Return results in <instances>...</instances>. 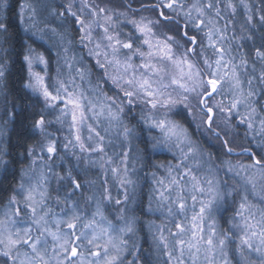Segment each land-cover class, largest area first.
<instances>
[{"label": "snow or ice", "instance_id": "obj_1", "mask_svg": "<svg viewBox=\"0 0 264 264\" xmlns=\"http://www.w3.org/2000/svg\"><path fill=\"white\" fill-rule=\"evenodd\" d=\"M17 6L13 12L10 0H0V84L6 87L17 40L23 88L32 94L26 105L32 134L39 139L25 146L19 183L0 205V264H139L136 218L124 207L115 213L119 223L106 215V205L127 204L137 161L164 170L145 174L152 185L147 211L166 214V223L149 222L160 264H233L235 256L236 264H264V34L255 59L245 51L264 28V0H120L119 7L17 0ZM69 23L101 76L94 78L93 66L73 51ZM137 109V125L129 127L125 117ZM193 122L212 148L251 162L217 163L220 157L193 139ZM54 125L66 132L63 155L48 131ZM240 135L246 143L236 144ZM161 152L175 163H147L150 153ZM6 156L0 147L5 174ZM57 158L76 163L67 170L60 165L61 174ZM81 164L104 176L102 190L83 195V204L71 199L85 186ZM109 174L123 199L112 196ZM85 183L94 188L95 181ZM229 208L225 229L218 217Z\"/></svg>", "mask_w": 264, "mask_h": 264}, {"label": "trees", "instance_id": "obj_2", "mask_svg": "<svg viewBox=\"0 0 264 264\" xmlns=\"http://www.w3.org/2000/svg\"><path fill=\"white\" fill-rule=\"evenodd\" d=\"M11 3H13V12L18 11L17 6V0H10ZM41 2L50 3L52 7H57L60 3H66L67 0H41ZM145 3H151L153 0H144ZM254 2L258 3L259 0H254ZM96 3L100 6L108 5L109 7H119L120 0H96ZM133 7H138V4H134ZM123 10V9H121ZM142 14H150V13H142ZM138 18V16H137ZM238 23H237V35H239V24L243 23V9H238L237 17H236ZM49 23L52 24V26L57 27L58 30H63L61 28V22L58 20H55V18H50ZM65 27L69 30V38L73 39L74 41V48L73 51L78 55L82 56L85 63H88L93 66V77L101 76L102 73L99 72L98 69L94 67L95 61L94 59L90 58L85 51L86 49L83 48L79 44L78 40V32L76 30V26L69 24H66ZM124 32L131 31V27H124ZM191 34V33H190ZM264 34V28L259 29V31L256 32V43L253 45L251 42H249L248 47L245 49L249 53L250 59H255L253 55V49L255 47L261 46V35ZM24 34L21 32L20 38H23ZM51 43V41L49 42ZM13 44L15 45L16 53H19L17 55L16 53L13 54L12 60L13 62L9 65V71L6 74V87L4 84H0V147H6L10 153V156H6L5 159L9 160L11 163L8 166V172L5 174V171L2 167H0V205H2L7 197L11 194L12 189L16 187V185L19 183L20 179V167L23 163H26V161L23 158V152L25 150V146L28 144L34 143L37 139H39L38 135L34 136L32 134V117L29 114L30 109L26 106L27 102L32 99V94L27 90L23 88V83L26 79V70L24 69V66L21 61V57L23 55V52L21 50V44L17 42V40H13ZM40 42H37L36 47H39ZM48 45H45L47 47ZM40 50L43 51V48ZM210 54V53H209ZM53 61H55V52L53 51L52 55ZM52 73L55 72V64H53V67L51 69ZM105 90L108 91L109 95L113 94V91L109 90V86H105ZM221 97L217 96L216 99H220ZM15 105V107L13 106ZM14 113V115L9 118L6 116L5 112ZM135 117V118H134ZM51 118V117H50ZM178 118V117H177ZM139 119V109H137L134 113L128 115L125 117V122L128 124L129 127H133L137 125V121ZM7 121V122H5ZM57 128H59V125H54L49 127L48 131L55 134V137L59 139L60 143L58 145L60 154L63 155L64 150L62 147L63 144V136L66 135V132L61 130L60 132H57ZM137 132H140V128L137 127ZM190 130L193 132V139L198 140L200 144L210 151H213L216 153L220 159L217 160V163H220L221 160H230L233 164H235L237 161H240L241 163H250V159L247 156H238V155H231V156H224L223 152L219 150L218 148H212L211 144L209 143L207 137V134H198L195 127V122H193L190 125ZM241 133H243L244 129L240 128L238 129ZM236 144L246 143L244 141L243 135L237 136L235 138ZM138 141H133V144H137ZM139 147L143 149L144 145L139 144ZM119 151V148L116 149ZM236 151H239V148L236 149ZM111 154V153H110ZM136 152L133 151L132 156L130 158L129 167H132V160H135ZM152 162L157 163H168L173 162V160L170 159V157H167V155L164 152L157 153V154H149V160L147 163L151 165ZM74 158L71 159V165H75ZM139 161L136 162V171L132 174L131 178L136 181L135 189L133 190L131 188V192L129 194V200L126 205H124L127 209L126 213H130L131 218H136V236L133 237L137 244L140 246L141 251L139 252V264H160L157 260V251L155 249L154 244L152 243V235L149 230V222L152 221L151 215L152 212L147 211L148 205H149V195L151 192V179L150 176L146 177V173H151L152 171L156 170L153 169L151 166L149 167H140ZM60 165H63V170H67L68 167L71 165L69 164L68 160L60 161L57 158V167L55 168V171L61 172L63 174V171L60 167ZM85 168L87 170L85 171ZM80 176L79 179L82 184H85V186L78 190L74 196L71 197V199L79 200L82 203V197L86 194V192L89 191H98L100 192L101 185L103 183V173L95 167L91 166H85L81 164V167L79 169ZM157 172L161 173L158 175H162L161 170H156ZM222 175V173H221ZM109 181V187L111 190V194L113 195L117 194L118 186L113 181L111 174L107 177ZM86 181H95L94 188L89 187L85 182ZM57 184L56 181H52V188H56ZM56 193H54L55 195ZM59 194L63 198L64 196V190L61 189ZM116 197L123 199V196L119 193L116 195ZM53 205L54 201H53ZM121 207V206H120ZM154 208V207H153ZM59 210V206L57 208V211ZM119 212V206L115 207L110 204L106 205V213L109 216V218H113L114 221L118 222L115 218V213ZM233 210L232 208H229V210L226 213H223L222 218L218 217L220 221L221 227L227 229L229 227V224L226 223L227 220L230 219L232 216ZM129 215V214H128ZM155 221L160 224L164 223L165 220H159V218H156ZM119 223V222H118ZM173 227V231H174ZM235 256V254L233 253ZM129 257V255H127ZM239 260L238 256H235V259L233 261V264H236V261Z\"/></svg>", "mask_w": 264, "mask_h": 264}, {"label": "rangeland", "instance_id": "obj_3", "mask_svg": "<svg viewBox=\"0 0 264 264\" xmlns=\"http://www.w3.org/2000/svg\"><path fill=\"white\" fill-rule=\"evenodd\" d=\"M143 15H150V14H143ZM97 35H99V33H97ZM86 49V48H85ZM86 52H87V49L85 50ZM87 54H88V52H87ZM196 131H197V133L198 134H201V131L200 130H197L196 129ZM166 155H167V157H170V159L171 160H173V157H172V154L171 153H168V152H164ZM169 163V162H168ZM171 163H175V161L173 160V162H171ZM161 170V172H162V175H164V170L163 169H160ZM159 173V172H158ZM159 174H161V173H159ZM161 175V176H162ZM222 175H223V173H222ZM97 194H99V192L98 191H95ZM130 192H131V187L129 188V194H130ZM121 194L122 195V193L119 191V189L117 190V194ZM116 194V195H117ZM85 195H93V191H89V192H86V194ZM116 195H113V193H112V196L113 197H116ZM82 201V203L81 204H83V199L81 200ZM152 204H153V207L155 208L156 207V202L155 201H153L152 202ZM113 206H114V208L115 207H118V206H115L114 205V203L112 204ZM54 207H56V211H57V208H58V206H56V205H53ZM121 207H124V208H126L124 205H121ZM119 208H120V206H119ZM90 211H91V209H90ZM127 212V211H126ZM57 213L59 214V210L57 211ZM129 214V215H128ZM106 215H107V213H106ZM125 215L128 217V218H131V215H130V213H125ZM156 218H159V220H165V222L164 223H166L167 222V220H166V214H163L162 212H160V211H155V212H152V215H151V219H152V221H154L156 224H157V222L155 221V219ZM109 219H111V220H113V218H109ZM116 219V218H115ZM113 222L114 223H118V222H116V221H114L113 220ZM160 223H158L157 225H159ZM170 227H171V225H169ZM148 227H149V225H148ZM149 230H150V228H149ZM152 231L153 230H150V232H151V235H152ZM131 242V241H130ZM127 255H129V257L127 256ZM132 259H134V257L132 256V255H130V254H126V260H132Z\"/></svg>", "mask_w": 264, "mask_h": 264}]
</instances>
